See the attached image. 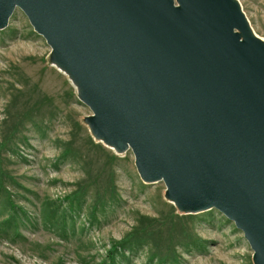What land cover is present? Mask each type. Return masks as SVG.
I'll return each mask as SVG.
<instances>
[{"label":"water","instance_id":"water-1","mask_svg":"<svg viewBox=\"0 0 264 264\" xmlns=\"http://www.w3.org/2000/svg\"><path fill=\"white\" fill-rule=\"evenodd\" d=\"M50 48L91 112L182 214L216 210L264 264V41L237 0H0Z\"/></svg>","mask_w":264,"mask_h":264},{"label":"rangeland","instance_id":"rangeland-1","mask_svg":"<svg viewBox=\"0 0 264 264\" xmlns=\"http://www.w3.org/2000/svg\"><path fill=\"white\" fill-rule=\"evenodd\" d=\"M237 2L264 41V0ZM49 54L15 9L0 30V264H252L232 222L179 213L162 182L139 179L130 150L93 139Z\"/></svg>","mask_w":264,"mask_h":264},{"label":"trees","instance_id":"trees-1","mask_svg":"<svg viewBox=\"0 0 264 264\" xmlns=\"http://www.w3.org/2000/svg\"><path fill=\"white\" fill-rule=\"evenodd\" d=\"M131 244H132V242L129 241L128 238H125L123 241L117 243V244L114 246V251H113V253H112V254L110 253V254L108 255V257H109L110 259H113L114 254L116 253V251H120V254H122V251H123V250L131 248Z\"/></svg>","mask_w":264,"mask_h":264}]
</instances>
